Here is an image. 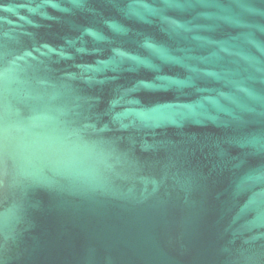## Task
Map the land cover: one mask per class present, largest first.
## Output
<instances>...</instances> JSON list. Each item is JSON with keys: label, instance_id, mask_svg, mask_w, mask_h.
<instances>
[{"label": "water", "instance_id": "water-1", "mask_svg": "<svg viewBox=\"0 0 264 264\" xmlns=\"http://www.w3.org/2000/svg\"><path fill=\"white\" fill-rule=\"evenodd\" d=\"M0 264H264V0H0Z\"/></svg>", "mask_w": 264, "mask_h": 264}, {"label": "clouds", "instance_id": "clouds-1", "mask_svg": "<svg viewBox=\"0 0 264 264\" xmlns=\"http://www.w3.org/2000/svg\"><path fill=\"white\" fill-rule=\"evenodd\" d=\"M53 7H54V8H57L58 5L53 4ZM86 31L90 32V33H91L92 35H94V36L96 35V33H95V31H94L93 29H86ZM6 214H7V213L5 212L4 215L6 216ZM6 239H9V238H8V235H7Z\"/></svg>", "mask_w": 264, "mask_h": 264}]
</instances>
